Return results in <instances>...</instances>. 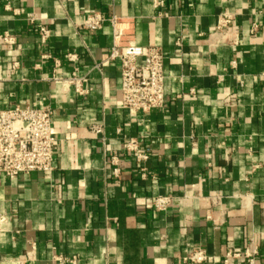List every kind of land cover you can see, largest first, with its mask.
Here are the masks:
<instances>
[{
    "label": "crops",
    "instance_id": "obj_1",
    "mask_svg": "<svg viewBox=\"0 0 264 264\" xmlns=\"http://www.w3.org/2000/svg\"><path fill=\"white\" fill-rule=\"evenodd\" d=\"M92 12L118 19L120 43L160 48L161 109L122 107L110 24L78 27ZM223 13L231 25L217 31ZM4 32L15 43L0 46V110H49L57 141L52 171L0 174V264H20L30 244L25 264H192L195 250L222 264L250 238L264 264V0H166L160 11L152 0H0ZM158 197L172 205L155 211Z\"/></svg>",
    "mask_w": 264,
    "mask_h": 264
},
{
    "label": "built area",
    "instance_id": "obj_2",
    "mask_svg": "<svg viewBox=\"0 0 264 264\" xmlns=\"http://www.w3.org/2000/svg\"><path fill=\"white\" fill-rule=\"evenodd\" d=\"M166 0H152V7L156 11L164 8ZM32 23V18L29 19ZM231 17L223 13L219 16L216 30L223 31L231 25ZM108 22L112 29V46L106 60L118 61L120 64V88L122 107L135 113L149 114L162 108L164 103V74L163 54L158 47H141L131 43L122 44L123 29L119 27V21L115 16L105 17L100 12L86 14L79 29L95 32L100 26ZM41 43H45L50 30L45 26L37 29ZM180 40L176 41L179 45ZM15 38L7 32L0 35V46L14 45ZM68 61L76 59L75 55L66 54ZM16 64H13L15 66ZM234 66V62L231 63ZM76 73L69 80L74 85L75 91L82 94L81 83L84 79H77ZM91 130L101 133V128L92 126ZM56 137L53 132L51 115L47 109L19 108L0 110V174L9 180L19 175H27L32 172L47 173L52 171L56 156ZM127 152H137L135 140H128L123 144ZM137 160L147 159L146 154L138 153ZM109 164L113 166L112 174L118 177V158L112 156ZM213 200H216L214 198ZM172 205V198L158 197L153 201L155 211H164ZM34 244L29 245L24 259L20 264L32 260ZM257 256V244L253 238L247 241L246 247L240 254L226 253L222 264H234L236 259H242L246 264H253ZM211 259L203 250H195L183 261L192 264H201ZM58 264H71V260L56 257Z\"/></svg>",
    "mask_w": 264,
    "mask_h": 264
}]
</instances>
